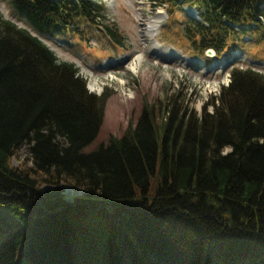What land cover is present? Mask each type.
<instances>
[{"label":"trees","instance_id":"1","mask_svg":"<svg viewBox=\"0 0 264 264\" xmlns=\"http://www.w3.org/2000/svg\"><path fill=\"white\" fill-rule=\"evenodd\" d=\"M152 1L199 12L184 35L201 53L264 26V0ZM10 3L39 32L107 16L97 0ZM106 100L0 10V264H264V73L233 66L199 113L172 106L158 122L145 106L122 135L86 151ZM24 145L50 190L11 164ZM62 181L83 192L67 199Z\"/></svg>","mask_w":264,"mask_h":264},{"label":"rangeland","instance_id":"2","mask_svg":"<svg viewBox=\"0 0 264 264\" xmlns=\"http://www.w3.org/2000/svg\"><path fill=\"white\" fill-rule=\"evenodd\" d=\"M97 1L106 6L107 16L102 23L90 25L79 18L74 30L55 33L37 31L15 11L10 0H0V10L6 18L39 35L60 60L73 62L90 91L105 94L103 124L86 151L122 135L138 121L145 106L158 122L172 106L199 113L219 94L221 86L229 83L233 66L252 67L264 73L263 24L235 30V39L222 52L209 56L197 52L184 35L187 22L200 18L193 7L172 3L160 6L152 0ZM162 9L165 21L152 38L145 33L146 20ZM106 26L115 29L116 36L110 35ZM138 54H142L141 62ZM135 62L137 69L133 71L131 65ZM29 151L28 145L19 148L12 155L11 164L32 173L41 190H50L54 186L51 178L32 168ZM61 186L69 200L83 192L65 181ZM103 226L108 232L112 225L107 222Z\"/></svg>","mask_w":264,"mask_h":264},{"label":"bare ground","instance_id":"3","mask_svg":"<svg viewBox=\"0 0 264 264\" xmlns=\"http://www.w3.org/2000/svg\"><path fill=\"white\" fill-rule=\"evenodd\" d=\"M192 13V11H191ZM153 17H150L146 20L145 33L153 38L155 33H157V28L165 21L166 13L162 10H156L153 14ZM137 60L141 62L142 54H138ZM131 69L136 71L137 63L131 65Z\"/></svg>","mask_w":264,"mask_h":264},{"label":"water","instance_id":"4","mask_svg":"<svg viewBox=\"0 0 264 264\" xmlns=\"http://www.w3.org/2000/svg\"><path fill=\"white\" fill-rule=\"evenodd\" d=\"M214 50L212 49V48H208L207 50H206V54L207 55H209V56H212V55H214Z\"/></svg>","mask_w":264,"mask_h":264}]
</instances>
